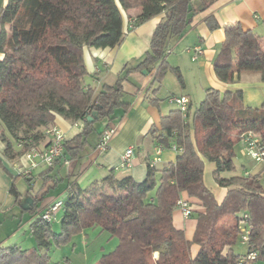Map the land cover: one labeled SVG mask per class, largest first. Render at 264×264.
I'll use <instances>...</instances> for the list:
<instances>
[{
	"label": "trees",
	"instance_id": "1",
	"mask_svg": "<svg viewBox=\"0 0 264 264\" xmlns=\"http://www.w3.org/2000/svg\"><path fill=\"white\" fill-rule=\"evenodd\" d=\"M216 1L9 0L0 8V138L5 157L15 160L30 150L48 147L45 130L58 115L73 123L82 121L80 134L65 139L62 155L47 166L52 170L67 156L79 157L96 122L107 119L109 123L117 109L130 106L123 99V78L100 91L85 82L84 48L121 44L125 36L122 10L139 9L132 27L164 14L137 67L153 73L157 91L169 71L184 85L180 70L167 60L169 44L183 36L197 13ZM206 21L211 29L219 26L213 16ZM224 29L225 41L214 62L217 77L233 83L241 57L264 82L259 37L239 23ZM93 112L97 116L89 121ZM189 112L185 118L179 109L170 111L162 117L161 129L152 132L163 149L173 145L181 149L173 163L164 169L149 163L142 181L131 175L117 178L114 170L85 188L69 181L61 206V232L56 233L51 220L41 214L33 224L36 245L29 249L0 245V264H49L53 240L58 245L66 243L95 226L118 239L116 248L95 264H238L250 252L257 253L253 264L264 262V167L257 173L222 175L235 170V147L241 134L257 132L264 142V104L246 107L241 91L221 93L209 87L192 121ZM204 159L215 164L214 179L227 189L221 202L204 182ZM10 192L20 197L15 184ZM33 197L37 200L40 194ZM181 198L189 202L191 217L196 218L192 239L174 224ZM242 224L250 229L249 242L237 254L234 247L241 240ZM194 245L198 247L195 254Z\"/></svg>",
	"mask_w": 264,
	"mask_h": 264
},
{
	"label": "crops",
	"instance_id": "2",
	"mask_svg": "<svg viewBox=\"0 0 264 264\" xmlns=\"http://www.w3.org/2000/svg\"><path fill=\"white\" fill-rule=\"evenodd\" d=\"M8 1L0 0V8L5 7ZM139 12V9L122 10L125 36L118 46L105 49L84 48V61L88 71L86 85L100 91L104 85H114L118 79L123 78V99L128 101L130 106L117 109L114 114L115 118L109 123L107 119L98 121L102 125L97 131V137L93 144L89 142L88 137V143L78 158L71 160L67 156L52 170H48L44 165L30 169V161L25 154L15 160L5 157V145L0 138V224L6 222L2 220L1 215L10 216L13 223L11 231L0 239L1 246L19 245L24 241L31 243L35 239L33 235L35 220L48 206L58 200H63L67 194L68 182L71 180H76L80 186L85 188L114 170L117 178L131 175L137 181H142L147 177L149 163H153V166L158 169H164L173 163L178 152L165 148L158 153V143L152 133L154 130L161 129L163 116L178 109L176 105L168 101L170 96L188 97L190 112L195 104L201 103L209 87L221 93L228 90L241 91L243 104L246 107L260 108L264 104V82L261 80V75L249 71L241 57L237 61L234 81L231 84L222 82L214 70V62L225 41L224 28L226 25L239 23L244 30H252L259 37V43L264 49V0H217L207 10L197 13L183 36L177 41L172 40L168 47L167 60L171 67L180 70L184 85L174 80L171 76L174 73L169 71L157 91H155L157 84L153 83V73H148L145 69H137V67L150 49L156 25L164 14L132 27V20ZM208 16L216 19L219 24L217 28L209 27L206 21ZM197 46L202 48L203 53L193 59L194 48ZM162 89L164 92L161 94ZM152 99H157V101L152 103ZM54 124L63 131L66 140L75 138L83 127L82 121L73 123L59 115L56 116ZM106 125H115L118 131L111 139L108 150L98 153L96 145ZM2 131L0 127V135ZM49 139L47 137V141ZM130 147L134 148L132 165L130 168L123 169L121 167L122 155ZM16 148L19 149V146ZM155 158L157 161H154ZM206 162L207 160L204 159V182L221 202L227 189L216 183L214 163L208 167L213 180H206ZM77 164L79 165L78 170ZM63 165H68L67 180H64L65 177L62 176ZM28 170L30 173L26 176L25 173ZM246 173L250 172L245 169L244 174ZM21 175L29 182V187L24 192L17 187L16 183ZM36 178L43 180L41 187L37 188L34 185ZM62 182H64V188L56 196H51V193L58 189ZM13 184L20 193L19 198L10 192ZM37 194H40V197L36 200L33 196ZM28 197L33 199V203L28 209H24L23 205ZM198 208L201 209V207ZM173 216L176 227L183 229L186 237L192 239L196 218H184L178 208L175 209ZM53 217L56 215L54 214L52 219ZM194 246L193 254L198 250V247ZM254 264H264V262L257 261Z\"/></svg>",
	"mask_w": 264,
	"mask_h": 264
},
{
	"label": "rangeland",
	"instance_id": "3",
	"mask_svg": "<svg viewBox=\"0 0 264 264\" xmlns=\"http://www.w3.org/2000/svg\"><path fill=\"white\" fill-rule=\"evenodd\" d=\"M174 80L178 79L176 75H171ZM176 77V78H175ZM166 79V78H165ZM87 79L85 78V81ZM164 92V89L161 90V94ZM198 104H195L193 110L190 112L189 120L192 121L193 114L195 109L197 108ZM102 123L96 124V130L93 131L89 135V142L93 144V141L97 137V131L101 128ZM89 149V147H88ZM207 160V159H206ZM84 159L82 160V162ZM235 170L233 172H225L223 173V177H231L234 175H242L247 169L250 173H257L264 167L263 162H255L251 158H249L244 149V145L241 141H239L235 147ZM213 165V162L207 160L206 162V180H213L212 174H209L208 167ZM79 165L77 164V170ZM61 168V167H60ZM67 169L68 165L62 166V176L65 177L64 180H67ZM36 183L34 184L37 188L41 187L43 184V180L40 178H36ZM17 187L24 192L29 187V182L25 179L24 176H20L17 180ZM64 182L60 183L59 188L54 190L51 193V196H56L59 191L64 188ZM262 184L264 185V172L262 174ZM66 185V184H65ZM10 215V214H9ZM56 217H53L51 220L52 226L56 233L61 232V219L63 216V209L62 207L59 208L56 213ZM1 218L4 222L0 224V239H3L4 236L9 233L12 229V219L11 217L6 215H1ZM118 244V239L116 237H111L107 231H103L101 227L95 226L92 228H87L85 231L80 233L74 234L70 241L62 244H56L53 240V244L48 251L49 256V264H56V263H64L68 260L67 264H95L99 261V259L106 253L113 251ZM23 249H29L36 245L35 239L30 242H23V244H19ZM235 251L236 253H243L245 251V245L238 240L235 244ZM195 249V246H194Z\"/></svg>",
	"mask_w": 264,
	"mask_h": 264
},
{
	"label": "built area",
	"instance_id": "4",
	"mask_svg": "<svg viewBox=\"0 0 264 264\" xmlns=\"http://www.w3.org/2000/svg\"><path fill=\"white\" fill-rule=\"evenodd\" d=\"M203 53L201 47L197 46L194 48V56L193 59H196L197 55ZM168 101L174 105L181 111L183 117H188L190 100L186 96H170ZM118 131V127L115 125L106 127L99 136L96 151L98 153L106 152L109 148V144L111 139L115 136ZM45 134L50 138V145L42 150H30L25 155L30 161V169L36 168L39 165L44 166H52L55 160L62 155L63 152V142L65 140V135L63 131L56 126L55 124L50 125L45 130ZM240 141L244 145L246 155L251 158L255 162H263L264 161V142L262 136L254 131H246L240 136ZM163 148L158 146V153L161 152ZM171 149L175 151H181L176 145H173ZM134 148L130 147L126 149L124 154L122 155V164L121 167L123 169L130 168L133 161ZM154 161H157L155 158ZM153 165V163H152ZM30 170H28L25 174L28 176ZM62 206V200H58L48 206V208L42 213V218L45 220H51L52 216L56 213V211ZM177 208L182 212L184 218L191 217L192 210L189 202L181 198L177 203ZM249 233L250 229L248 226L242 224L241 225V241L246 246L249 242ZM257 253L250 252L247 256H241L238 264H253V261L256 259ZM64 264V263H61Z\"/></svg>",
	"mask_w": 264,
	"mask_h": 264
},
{
	"label": "water",
	"instance_id": "5",
	"mask_svg": "<svg viewBox=\"0 0 264 264\" xmlns=\"http://www.w3.org/2000/svg\"><path fill=\"white\" fill-rule=\"evenodd\" d=\"M96 116H97V112H93L91 116H88V120L92 121L93 119L96 118ZM32 203H33V199L31 197L26 198L23 208L28 209Z\"/></svg>",
	"mask_w": 264,
	"mask_h": 264
}]
</instances>
